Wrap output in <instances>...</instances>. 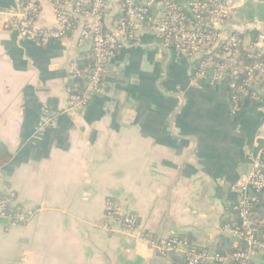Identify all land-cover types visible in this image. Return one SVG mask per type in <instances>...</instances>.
<instances>
[{
  "label": "crops",
  "instance_id": "0c3cea01",
  "mask_svg": "<svg viewBox=\"0 0 264 264\" xmlns=\"http://www.w3.org/2000/svg\"><path fill=\"white\" fill-rule=\"evenodd\" d=\"M24 1L0 0V147L10 154L0 193L13 190L32 219L0 222V264H152L155 248L106 217L109 200L120 215H138L139 233L156 241L236 251L242 242L226 228L237 226L241 198H255L264 216V191L242 188L251 159L264 165V80L250 83L233 115L228 80L216 83L210 71L196 79L197 63L159 43L154 22L133 38L119 32L122 1L105 0L104 30L121 48L105 65L101 91L89 92L87 81L73 78L75 67L93 61L89 27L79 19L66 40H24L9 14ZM175 1L186 9L192 0ZM234 1L243 7L231 21L253 22L255 0ZM256 1L264 22V0ZM41 7L36 26L56 29L54 5ZM241 42L259 46L248 33ZM70 90L88 93V104L69 111ZM251 258L264 264L261 253ZM155 264L186 263L181 254H158Z\"/></svg>",
  "mask_w": 264,
  "mask_h": 264
},
{
  "label": "built area",
  "instance_id": "2783aa9c",
  "mask_svg": "<svg viewBox=\"0 0 264 264\" xmlns=\"http://www.w3.org/2000/svg\"><path fill=\"white\" fill-rule=\"evenodd\" d=\"M50 1L54 5V12L57 22L56 29H43L36 26V21L41 11V5ZM125 11V17L121 19L117 30L128 36L134 37L136 30H139L147 23H153L152 9L141 0H121ZM167 8V19L161 22L157 40L159 43L171 47L188 58L195 57L202 51L211 49L221 38V33L202 27L196 21H190L186 14L178 7L174 0H161ZM71 4L73 9L68 13L65 9ZM243 4L234 0H209L205 3L202 0H192L190 8L196 17L202 20V15L209 12L207 21L210 24H224L231 19L233 11L242 8ZM106 9L105 0H89L85 4L83 0H25L18 7H11L9 14L16 20V25L22 39L36 41L42 45H48L53 41L66 40L70 33L76 28L77 21L82 19L93 35V62L86 71L74 68V79L88 77V91L100 92L105 75V65L109 58L114 57L121 48L120 41L116 35L104 30L102 23L103 11ZM156 18V17H155ZM171 18L172 20H170ZM88 33L85 34V39ZM242 42L236 39H228L221 45V55H217L224 62L215 63L212 59L201 60L194 72L196 79L208 76L211 69L214 71V80L221 83L232 77L235 80H228L230 86L231 111L238 115L240 111V100L248 94L250 83L256 78L264 80V61L256 62L253 65H244L237 62L239 50H252L242 47ZM264 56V47L259 49V57ZM241 77V78H240ZM68 99L69 111H76L88 104V93L70 90ZM252 169L249 176L242 183V188H248L255 193L264 191V165L260 158L251 159ZM3 179V168H0V181ZM255 198L244 196L241 198L235 210L238 212L240 224L235 227L226 228V232L233 238L246 245L244 251H236L233 254L223 255L200 249L197 245L190 243L187 239L172 237L156 241L150 233H139L140 219L133 212H124L120 215L119 207L115 201L109 200L106 204V217L110 220H121L123 232L128 235L140 236L148 242L151 247L157 249L158 254L167 257L170 254H181L186 264H252L251 256L255 253L264 255V239L258 237V230L253 226L251 217L253 215V203ZM256 204V203H255ZM32 219V212L19 205L17 195L13 190H7L0 195V222L10 225H27Z\"/></svg>",
  "mask_w": 264,
  "mask_h": 264
},
{
  "label": "water",
  "instance_id": "95a60500",
  "mask_svg": "<svg viewBox=\"0 0 264 264\" xmlns=\"http://www.w3.org/2000/svg\"><path fill=\"white\" fill-rule=\"evenodd\" d=\"M143 4L149 5L152 10L156 12V18L154 20L155 23V31L156 33L158 32L159 26L162 21L167 19V8L166 6L161 2V0H141ZM252 5L254 6V9L256 11L254 15V21L251 23H246V24H236L231 21V19H228L226 23L222 24H210L208 22H203L200 21L196 15L193 14L192 9L190 7H187V11L191 13L193 19L199 23L202 27L218 31L221 33V38L216 42V44L209 50L202 51L200 54L196 55L195 57L190 58L191 63H197L201 60H203L205 57L212 56L215 54L217 51L221 49V45L223 42H225L228 39H236L238 36H244L245 34L253 31H258L260 33L259 37V46L258 49H261L264 47V22H259L258 21V6L257 3L258 1L251 2ZM172 20L171 18H169ZM89 44L93 43V35L90 34V38L88 41ZM179 56H183L182 53H179ZM210 78H214V71L213 69L210 70ZM209 79L208 83L211 84L212 80ZM88 77H83L81 79H77L74 82H79L83 83L84 81H88ZM230 95V94H229ZM227 237H232L230 234ZM162 237H159L158 241H160ZM226 242V239L224 240ZM263 255V254H262ZM158 256V251L157 249H154V254H153V261L152 264H155V259ZM264 256V255H263Z\"/></svg>",
  "mask_w": 264,
  "mask_h": 264
},
{
  "label": "trees",
  "instance_id": "16d2710c",
  "mask_svg": "<svg viewBox=\"0 0 264 264\" xmlns=\"http://www.w3.org/2000/svg\"><path fill=\"white\" fill-rule=\"evenodd\" d=\"M202 1L205 2V3H209V0H202ZM252 7L254 8L253 5L250 6V8H252ZM181 10L186 14V16L188 17V19L190 21H195L193 19V17H192V15H191L190 12H188L186 9H181ZM152 15H153V18L155 19L156 12L154 10L152 11ZM208 17H209V12H206L205 14L202 15L201 18H202L203 21H207L208 20ZM248 35L250 37H252V39L255 42H258L259 41L258 32L257 31L249 32ZM237 38L241 41V39H243L244 36H238ZM220 51L221 50H219L217 52V54L221 55V52ZM258 54H259L258 47H253L252 50H244L243 48H241L239 50V57L237 59V62L243 63L244 65H253L256 62L264 61V56L258 58L257 57ZM209 59H212L215 63H218V64H221V63L224 62L223 60H221V58H218L217 55H212V56H209V57H205L204 58V61H207ZM93 64H94L93 61L86 62L79 69L82 70V71H86L88 69V67L89 66H92ZM199 64H200V62H197V65L198 66H199ZM228 80H235V79H233L232 77H230ZM245 102H246V99L243 98V97H241V100H240V103H239L240 110H243L244 109ZM229 104H231L230 97H229ZM9 160H10V154L8 153L7 149L4 148V147H0V168H3L5 166V164H7L9 162ZM0 195H2V194L0 193ZM255 203H253L254 204L253 205V208H252L253 216L251 217V222H252L253 226L257 228V230H258V237L262 240V239H264V226H262L261 223H259V222L264 221V216L263 217H258V214L261 211V209H263V208L260 205H258L257 202H255ZM239 224H240V220L238 221L237 226ZM190 243H192V242L190 241ZM198 247L201 249L200 246H198ZM245 249H246V245L243 244V243H241L239 245V247L236 249V251H240V250L244 251ZM236 251H234V252H236ZM234 252H231L230 254H233ZM223 255H226V254H223ZM206 264H213V263L208 262ZM229 264H237V263H229Z\"/></svg>",
  "mask_w": 264,
  "mask_h": 264
},
{
  "label": "rangeland",
  "instance_id": "374dc122",
  "mask_svg": "<svg viewBox=\"0 0 264 264\" xmlns=\"http://www.w3.org/2000/svg\"><path fill=\"white\" fill-rule=\"evenodd\" d=\"M238 10H236L235 12H237ZM245 10L242 9L241 10V13L242 15L244 14ZM233 20L237 21V22H240L239 20H241V16H236V15H233Z\"/></svg>",
  "mask_w": 264,
  "mask_h": 264
}]
</instances>
